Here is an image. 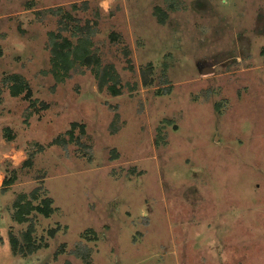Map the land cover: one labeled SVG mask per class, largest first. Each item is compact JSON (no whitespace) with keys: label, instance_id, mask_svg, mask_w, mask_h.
I'll return each instance as SVG.
<instances>
[{"label":"rangeland","instance_id":"1","mask_svg":"<svg viewBox=\"0 0 264 264\" xmlns=\"http://www.w3.org/2000/svg\"><path fill=\"white\" fill-rule=\"evenodd\" d=\"M0 264H264V0H0Z\"/></svg>","mask_w":264,"mask_h":264},{"label":"trees","instance_id":"2","mask_svg":"<svg viewBox=\"0 0 264 264\" xmlns=\"http://www.w3.org/2000/svg\"><path fill=\"white\" fill-rule=\"evenodd\" d=\"M92 31L85 36H79L77 44H74L69 38L62 37L61 34H51L50 50H51V72L57 82L64 83L78 65H86L95 71L98 79V87L101 90L107 88L114 96L122 94L120 86V77L115 70V66L108 64L102 66L100 60L94 56ZM62 40L60 41L59 39ZM131 61L130 59L128 60ZM16 79H19L16 77ZM20 80V79H19ZM24 82V81H23ZM145 85L149 84L147 76L143 75ZM26 84L17 82L11 88L14 97L19 96L24 90ZM31 95L28 91L27 96ZM76 124L73 125V129ZM32 161L26 160L25 166H31ZM45 213L46 210H43Z\"/></svg>","mask_w":264,"mask_h":264},{"label":"clouds","instance_id":"3","mask_svg":"<svg viewBox=\"0 0 264 264\" xmlns=\"http://www.w3.org/2000/svg\"><path fill=\"white\" fill-rule=\"evenodd\" d=\"M103 7H104L105 11L108 10V4H107V2L103 5Z\"/></svg>","mask_w":264,"mask_h":264}]
</instances>
